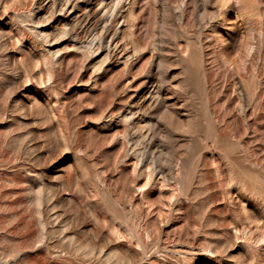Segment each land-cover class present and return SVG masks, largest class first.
Listing matches in <instances>:
<instances>
[{
	"label": "rangeland",
	"instance_id": "obj_1",
	"mask_svg": "<svg viewBox=\"0 0 264 264\" xmlns=\"http://www.w3.org/2000/svg\"><path fill=\"white\" fill-rule=\"evenodd\" d=\"M0 264H264V0H0Z\"/></svg>",
	"mask_w": 264,
	"mask_h": 264
}]
</instances>
